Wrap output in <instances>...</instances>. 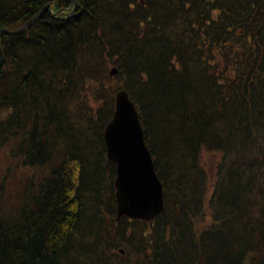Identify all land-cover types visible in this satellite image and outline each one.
I'll return each mask as SVG.
<instances>
[{
  "label": "trees",
  "instance_id": "16d2710c",
  "mask_svg": "<svg viewBox=\"0 0 264 264\" xmlns=\"http://www.w3.org/2000/svg\"><path fill=\"white\" fill-rule=\"evenodd\" d=\"M76 2L0 35V264H264V0ZM47 5L72 3L0 0V31ZM119 89L164 185L152 222L117 220L103 130Z\"/></svg>",
  "mask_w": 264,
  "mask_h": 264
},
{
  "label": "water",
  "instance_id": "95a60500",
  "mask_svg": "<svg viewBox=\"0 0 264 264\" xmlns=\"http://www.w3.org/2000/svg\"><path fill=\"white\" fill-rule=\"evenodd\" d=\"M72 1L77 7L76 1ZM45 10L52 15L51 5H47L20 29H2L0 35L15 36L25 32L41 18ZM71 16L73 13L68 15ZM3 61L0 45V66ZM117 73V69L111 70L112 76ZM104 138L108 158L117 166L115 187L118 219L126 216L130 219L152 220L164 210L163 186L145 141L140 115L125 90L117 94L114 117L105 129Z\"/></svg>",
  "mask_w": 264,
  "mask_h": 264
},
{
  "label": "rangeland",
  "instance_id": "374dc122",
  "mask_svg": "<svg viewBox=\"0 0 264 264\" xmlns=\"http://www.w3.org/2000/svg\"><path fill=\"white\" fill-rule=\"evenodd\" d=\"M1 48H2V46H1ZM22 57L26 59L25 55H22ZM79 132L82 133L83 136H84V140L81 141L82 142V146H83V150H82L81 154L83 155V153H84V155H86V157L88 158V153L86 152V149L88 148V146H92L91 141H90L91 139L89 137L92 136V134H93V136L96 139V143L99 144V142H100L99 141L100 140L99 128L94 126L92 128V131H91L87 127H85L84 129L81 128V130ZM94 148H92V149L95 152ZM89 150H91V149L89 148ZM86 157H84V159H85L84 161H86ZM219 157L220 156L218 154H212V153H204L203 156H202L203 161L205 163V166H206V168H207L212 180L214 178V169H215L216 164H217V162L219 160ZM84 161L80 160V163H83ZM71 167H72V165H70V163H68L67 166H66V168L68 170H70ZM62 170H63V168H62ZM4 171H5V169H4L3 165L0 164V178H2L4 176ZM78 172H79V170H78ZM62 174H63V172L61 173V175ZM212 189H213V187H210V190H212ZM208 221H209V218H207L206 224L208 223Z\"/></svg>",
  "mask_w": 264,
  "mask_h": 264
},
{
  "label": "bare ground",
  "instance_id": "6f19581e",
  "mask_svg": "<svg viewBox=\"0 0 264 264\" xmlns=\"http://www.w3.org/2000/svg\"><path fill=\"white\" fill-rule=\"evenodd\" d=\"M43 15V14H42Z\"/></svg>",
  "mask_w": 264,
  "mask_h": 264
}]
</instances>
